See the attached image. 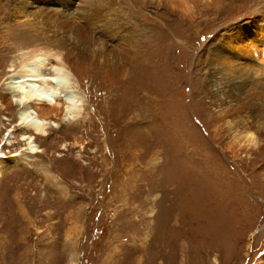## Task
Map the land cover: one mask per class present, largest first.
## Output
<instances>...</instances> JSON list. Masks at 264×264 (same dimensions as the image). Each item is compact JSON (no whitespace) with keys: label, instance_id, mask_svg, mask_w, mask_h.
Masks as SVG:
<instances>
[{"label":"rangeland","instance_id":"obj_1","mask_svg":"<svg viewBox=\"0 0 264 264\" xmlns=\"http://www.w3.org/2000/svg\"><path fill=\"white\" fill-rule=\"evenodd\" d=\"M36 45L80 116L0 111V264H264V0H0V76Z\"/></svg>","mask_w":264,"mask_h":264},{"label":"bare ground","instance_id":"obj_2","mask_svg":"<svg viewBox=\"0 0 264 264\" xmlns=\"http://www.w3.org/2000/svg\"><path fill=\"white\" fill-rule=\"evenodd\" d=\"M19 59L12 60L9 65L11 68L0 76L3 87L0 86V111L8 110L13 105L18 106L16 125H19L21 139L16 143L25 140L28 146L24 149L29 152L36 151L33 142L41 136H47L50 146H58L60 143L64 149L66 142L55 135L52 137L49 129L56 124V119L74 122L80 116V99L73 89L75 83L67 62L58 53L44 50L37 45L24 49ZM51 120L54 122L49 124ZM12 133L15 136L14 130ZM74 137L76 142L83 143L81 136L74 133ZM254 145L251 134L243 132L241 138L234 139L228 148H232L233 156L237 157L239 149L246 146L252 148ZM0 157L1 173L5 170L3 164L11 158H6L3 154Z\"/></svg>","mask_w":264,"mask_h":264}]
</instances>
